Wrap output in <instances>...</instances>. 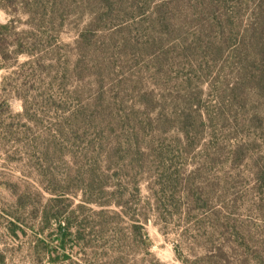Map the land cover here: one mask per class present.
I'll list each match as a JSON object with an SVG mask.
<instances>
[{
	"label": "rangeland",
	"instance_id": "1",
	"mask_svg": "<svg viewBox=\"0 0 264 264\" xmlns=\"http://www.w3.org/2000/svg\"><path fill=\"white\" fill-rule=\"evenodd\" d=\"M261 5L0 0V264H264Z\"/></svg>",
	"mask_w": 264,
	"mask_h": 264
},
{
	"label": "trees",
	"instance_id": "2",
	"mask_svg": "<svg viewBox=\"0 0 264 264\" xmlns=\"http://www.w3.org/2000/svg\"><path fill=\"white\" fill-rule=\"evenodd\" d=\"M260 10V11H258ZM257 10V14L259 17L260 22V28H258L255 33H254V39H255V44H254V52L256 55V60H257V65L256 70L254 68L253 71H251V65H249V62L243 61V70L241 72V77L242 78H249L250 81H252L255 84L256 89L260 92H264V6H260ZM16 32V33H15ZM93 29L88 27L87 30H85L81 35L79 42L83 44H87L90 41V34H93ZM17 34V37L15 35ZM21 35L19 32H17V28L15 24L12 21H9L7 23H0V57L3 61L9 60V58L17 59L19 56L24 55L28 56L29 58H34L35 57V52L29 50V45L33 46V48L36 45H40L44 42V40L40 39L39 36L35 35L33 38L34 40H25L24 38H21ZM10 38H14L15 41L14 43H10ZM16 47L14 50H10V47ZM13 55V57H12ZM39 59L34 58V61L31 63H35L36 65H39ZM38 61V63H37ZM27 63H24L23 65H26ZM184 128V130H186ZM187 134V133H186ZM144 210L142 209L141 211V219H140V225H136L135 228V233L136 235L141 239L143 249L147 252V254L151 255L150 253V239L148 234L145 232L144 229V224L145 222L148 221L147 215L144 214ZM65 221L67 222V225H60V242L62 244V249L64 250L65 248V243L66 240L68 239L69 236H71L73 233L71 231L70 227V219L65 217ZM78 233L76 234V237L79 239L80 233L79 230L77 231ZM178 252V251H176ZM183 263H185V260L181 259ZM156 264H163L159 262L158 260H155Z\"/></svg>",
	"mask_w": 264,
	"mask_h": 264
}]
</instances>
